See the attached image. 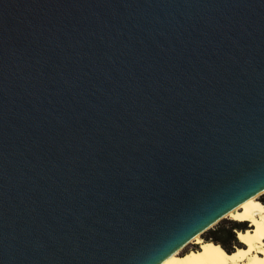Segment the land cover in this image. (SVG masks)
Segmentation results:
<instances>
[{
  "label": "water",
  "instance_id": "water-1",
  "mask_svg": "<svg viewBox=\"0 0 264 264\" xmlns=\"http://www.w3.org/2000/svg\"><path fill=\"white\" fill-rule=\"evenodd\" d=\"M262 189L264 0H0V264H157Z\"/></svg>",
  "mask_w": 264,
  "mask_h": 264
},
{
  "label": "bare ground",
  "instance_id": "bare-ground-1",
  "mask_svg": "<svg viewBox=\"0 0 264 264\" xmlns=\"http://www.w3.org/2000/svg\"><path fill=\"white\" fill-rule=\"evenodd\" d=\"M262 196L264 189L223 214L157 264H264V202L260 201ZM224 219L247 223L245 230L236 232V240L241 247L234 249L232 253L202 238V235Z\"/></svg>",
  "mask_w": 264,
  "mask_h": 264
},
{
  "label": "trees",
  "instance_id": "trees-1",
  "mask_svg": "<svg viewBox=\"0 0 264 264\" xmlns=\"http://www.w3.org/2000/svg\"><path fill=\"white\" fill-rule=\"evenodd\" d=\"M246 224L245 223H235V222H229V226L227 228H219L217 230H214L213 236L209 238H205V241H211L215 244L220 245L226 252L232 253L234 249H237L238 247H241L238 243L237 239V233L238 231L245 230ZM226 244L229 245V247L226 246Z\"/></svg>",
  "mask_w": 264,
  "mask_h": 264
},
{
  "label": "rangeland",
  "instance_id": "rangeland-1",
  "mask_svg": "<svg viewBox=\"0 0 264 264\" xmlns=\"http://www.w3.org/2000/svg\"><path fill=\"white\" fill-rule=\"evenodd\" d=\"M261 200V203L264 202V196H262V198H260ZM229 222H231L229 219H224L222 220L221 222H219L217 225H215L212 229H210L209 231H207L204 235H202V238L205 239V238H209L211 236H213V234L215 233L214 230H217L221 227L223 228H227L229 226ZM233 222V221H232ZM236 223V222H235ZM247 226V224H246ZM227 247H229L228 244H226ZM231 247V246H230ZM229 247V248H230Z\"/></svg>",
  "mask_w": 264,
  "mask_h": 264
}]
</instances>
